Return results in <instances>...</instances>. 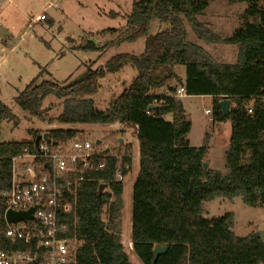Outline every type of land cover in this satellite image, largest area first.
Listing matches in <instances>:
<instances>
[{
  "label": "trees",
  "instance_id": "obj_1",
  "mask_svg": "<svg viewBox=\"0 0 264 264\" xmlns=\"http://www.w3.org/2000/svg\"><path fill=\"white\" fill-rule=\"evenodd\" d=\"M236 1L248 4L243 18L251 21L223 39L199 19L208 0H134L126 28L116 43L143 40L141 54H118L103 67L89 68L83 78L68 83L40 80L39 74L14 97L21 109L42 117L47 96H70L57 118L63 124L119 122L138 126L140 169L133 187L129 242L143 264L152 263L157 245H166L167 250L156 264H264V238L259 233L237 236L233 212L218 218L204 214V203L215 198L241 197L248 206L264 207V4L261 6L260 0ZM186 22L204 42L236 44L237 62H217L201 46L187 41ZM155 25L164 28L152 31ZM84 48L100 49L93 42ZM180 65L185 67L184 81L177 79L175 68ZM126 67L136 75L106 110H99L92 99L85 98L99 90L108 73ZM174 79L176 85L170 83ZM166 84L165 93L152 92ZM179 84H184L188 96H213V121L231 122L225 173L203 167L207 143L190 144L192 123L181 99L174 96ZM223 99L232 101L229 116L219 107ZM152 104L157 108L148 113ZM166 114H172L173 120H166ZM14 118L12 110L0 101V124ZM49 132L53 140L60 141L77 135L79 129L54 128ZM28 135L30 138L4 140L0 128V249L27 247L23 242L12 244L5 237L1 192L10 185L11 159L32 148L39 134L30 130ZM123 161L131 163L127 155ZM107 162L103 172L80 186L73 211L66 214L70 220L64 236L81 242L76 264H132L118 227L123 184L113 179L119 160L108 157ZM101 181L108 182L114 191L115 199L109 206L110 193L98 197Z\"/></svg>",
  "mask_w": 264,
  "mask_h": 264
},
{
  "label": "rangeland",
  "instance_id": "obj_2",
  "mask_svg": "<svg viewBox=\"0 0 264 264\" xmlns=\"http://www.w3.org/2000/svg\"><path fill=\"white\" fill-rule=\"evenodd\" d=\"M209 5L199 19L215 35L226 38L241 28L246 21L243 13L248 8L245 2L236 0H208ZM134 0H12L0 8V101H3L15 115L13 120H4L0 124L2 139L21 140L27 138L28 131L38 134L49 131V124L56 127H77V136L86 137L96 142L100 140L102 148H109L113 153L131 156V173L125 182L122 195L123 206L120 211L119 230L121 243L132 264H143L130 248L131 193L132 184L137 177V142L133 126L123 124H63L57 120L69 97L58 98L54 94L47 96L41 109L42 117L32 116L21 109L14 101L18 92L23 90L40 74V80H53L68 83L81 79L88 69L103 67L111 58L127 53L139 55L144 50V41H116L126 28L127 15L132 12ZM260 5L264 0L259 1ZM111 13H118L111 16ZM48 15L46 20H40ZM50 22V23H49ZM46 23L50 27L46 26ZM187 41L202 47L204 52L221 63H236L238 46L227 42H204L197 38L191 26L186 22ZM155 25L152 31L163 29ZM116 29V32H103ZM88 42L100 47L98 50L84 48ZM112 42V43H110ZM109 43V44H108ZM177 79L185 80V67L175 68ZM136 72L126 67L116 73L107 74L99 90L85 96L92 99L96 108L106 110L111 101L130 86ZM177 79L170 83L177 84ZM167 84L155 88L152 92L165 93ZM192 121L188 138L193 146L203 142L213 146L212 160L215 169L225 173L226 155L231 137L230 121L215 123L209 120L206 109H212L214 98L210 95H189L180 98ZM233 107V105H232ZM212 115V114H211ZM166 120H173V115H164ZM51 120V123L49 121ZM67 125V126H66ZM215 128V130H214ZM214 130V132H213ZM212 136H211V134ZM120 139H123L120 145ZM226 212L234 213L233 231L237 236L245 237L250 233L264 231V207L246 205L241 197L233 200L215 198L204 203L207 218H218Z\"/></svg>",
  "mask_w": 264,
  "mask_h": 264
},
{
  "label": "built area",
  "instance_id": "obj_3",
  "mask_svg": "<svg viewBox=\"0 0 264 264\" xmlns=\"http://www.w3.org/2000/svg\"><path fill=\"white\" fill-rule=\"evenodd\" d=\"M4 2L12 3V0H0V6ZM40 20H46V15H42ZM46 26L50 27L48 23ZM186 95L184 84H179L174 96L181 98ZM246 108L249 113L253 112L251 105ZM205 113L211 115L212 110L206 109ZM209 120H213L212 115ZM123 124L128 123L116 122L112 125ZM49 127L61 128L54 124H49ZM136 127L138 129V126ZM46 132L49 131L39 135L43 136ZM36 139L32 148H26L22 154L11 159L10 185L1 192L5 205V237L12 244L23 242L27 247L0 249V264H76L77 248L81 242L64 236V233L68 230L67 222L70 220L66 214L73 211V200L80 186L94 180L96 174L103 172L107 168L109 157L119 160L113 181L123 184L124 194L125 182L131 173V163L123 161L126 155L113 153L107 147L102 148L100 140L94 142L75 135L60 141L51 137L50 141L41 138L36 144ZM136 142V160L139 165L138 131ZM101 183L107 184L103 192L110 193L107 204L109 206L115 199L113 188L108 182ZM31 209H34L31 218L11 223L6 219V213L9 211L16 213Z\"/></svg>",
  "mask_w": 264,
  "mask_h": 264
},
{
  "label": "water",
  "instance_id": "obj_4",
  "mask_svg": "<svg viewBox=\"0 0 264 264\" xmlns=\"http://www.w3.org/2000/svg\"><path fill=\"white\" fill-rule=\"evenodd\" d=\"M219 107L223 113L224 116H229V112H230V109L232 107V101L230 99H223L219 102ZM157 108L156 105L152 104L148 107L149 110H152V109H155ZM41 138H44L46 141H50V133L49 132H46L43 136H38L37 139H36V144H38V142L40 141ZM122 140L123 139H120V143H122ZM99 142V141H97ZM203 167L204 168H208V163L205 161L203 163ZM107 187V184L106 183H100L99 185V189H98V197L100 198L102 193H103V190ZM34 209H31L29 211H25V212H7L6 213V219L9 223L11 222H16V221H20V220H24V219H27V218H31V213ZM259 235L261 238H264V231H260L259 232ZM167 250V246L166 245H157L154 247L153 249V260H152V263L151 264H156L159 256L161 254H163L165 251Z\"/></svg>",
  "mask_w": 264,
  "mask_h": 264
},
{
  "label": "crops",
  "instance_id": "obj_5",
  "mask_svg": "<svg viewBox=\"0 0 264 264\" xmlns=\"http://www.w3.org/2000/svg\"><path fill=\"white\" fill-rule=\"evenodd\" d=\"M5 4V2L3 3V5ZM8 6V3L6 4V6L4 7V8H2L3 10L6 8ZM1 8H0V10H2ZM3 10H2V12H3ZM46 16H48V15H46ZM46 18H49V17H46ZM50 23V22H49ZM186 96H188V95H186ZM184 97V96H183ZM182 98V97H181ZM3 102V101H2ZM184 110H185V108H184ZM212 110V109H211ZM185 114H186V116H187V119L189 120V121H191V119H190V117H189V115L187 114V112H186V110H185ZM172 115V114H171ZM209 116V118H210V116L211 115H208ZM213 117V116H212ZM164 118H165V116H164ZM227 121H229V120H227ZM212 122H215V121H213L212 120ZM191 123H192V121H191ZM215 123H222V122H215ZM230 124H231V122H230ZM127 125H130V124H127ZM134 127V129L136 130V133H137V127L136 126H133ZM214 130H215V128H214ZM214 130H213V132H214ZM211 134V133H210ZM189 135V134H188ZM211 136H212V134H211ZM189 141H190V139H189ZM190 144H191V141H190ZM192 145V144H191ZM230 146V145H229ZM229 150V148L228 147H226L225 149H224V153H225V155H226V152ZM212 152H213V146L211 145V144H209L208 145V153H207V156H206V162L208 163V168H210V169H214V170H217V169H215L214 167H212V165H213V160H212ZM139 169H140V164L137 166V174H138V172H139ZM136 174V175H137ZM132 186L134 187V184H132ZM133 187H131V189H132V193H131V214H130V218H131V227H130V237H131V231H132V206H133ZM131 241H132V239H131Z\"/></svg>",
  "mask_w": 264,
  "mask_h": 264
},
{
  "label": "flooded vegetation",
  "instance_id": "obj_6",
  "mask_svg": "<svg viewBox=\"0 0 264 264\" xmlns=\"http://www.w3.org/2000/svg\"><path fill=\"white\" fill-rule=\"evenodd\" d=\"M122 142H123V140H122ZM122 143H120V145H121Z\"/></svg>",
  "mask_w": 264,
  "mask_h": 264
}]
</instances>
